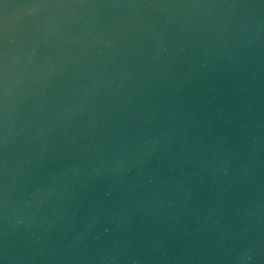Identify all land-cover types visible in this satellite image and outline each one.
<instances>
[{"label": "water", "instance_id": "95a60500", "mask_svg": "<svg viewBox=\"0 0 264 264\" xmlns=\"http://www.w3.org/2000/svg\"><path fill=\"white\" fill-rule=\"evenodd\" d=\"M0 264H264V0H0Z\"/></svg>", "mask_w": 264, "mask_h": 264}]
</instances>
